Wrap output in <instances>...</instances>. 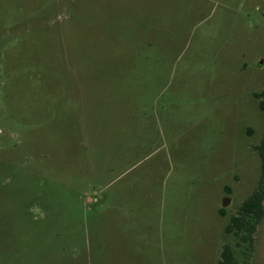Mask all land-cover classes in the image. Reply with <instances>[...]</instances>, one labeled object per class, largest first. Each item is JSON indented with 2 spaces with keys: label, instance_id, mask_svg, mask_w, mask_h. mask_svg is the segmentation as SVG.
I'll return each instance as SVG.
<instances>
[{
  "label": "rangeland",
  "instance_id": "rangeland-1",
  "mask_svg": "<svg viewBox=\"0 0 264 264\" xmlns=\"http://www.w3.org/2000/svg\"><path fill=\"white\" fill-rule=\"evenodd\" d=\"M262 92L264 0H0V264H264Z\"/></svg>",
  "mask_w": 264,
  "mask_h": 264
},
{
  "label": "trees",
  "instance_id": "trees-1",
  "mask_svg": "<svg viewBox=\"0 0 264 264\" xmlns=\"http://www.w3.org/2000/svg\"><path fill=\"white\" fill-rule=\"evenodd\" d=\"M260 98V108L264 113V92L256 95ZM262 157V175L257 188L243 203L238 214L232 217L231 222L226 226V232L240 237L253 249L254 233L257 226L264 219V136L261 144L256 147ZM224 214L225 209L220 210ZM241 243L232 246L225 244L221 251L219 264H240L237 260V247ZM246 256V255H245Z\"/></svg>",
  "mask_w": 264,
  "mask_h": 264
},
{
  "label": "water",
  "instance_id": "water-1",
  "mask_svg": "<svg viewBox=\"0 0 264 264\" xmlns=\"http://www.w3.org/2000/svg\"><path fill=\"white\" fill-rule=\"evenodd\" d=\"M229 201H230L229 199L225 198L223 202V207H226Z\"/></svg>",
  "mask_w": 264,
  "mask_h": 264
}]
</instances>
